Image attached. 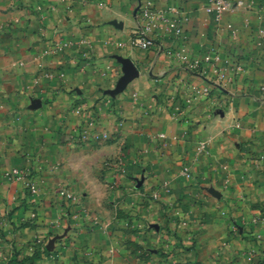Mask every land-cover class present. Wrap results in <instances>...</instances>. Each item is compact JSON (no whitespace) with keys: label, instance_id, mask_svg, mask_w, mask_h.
I'll use <instances>...</instances> for the list:
<instances>
[{"label":"crops","instance_id":"obj_1","mask_svg":"<svg viewBox=\"0 0 264 264\" xmlns=\"http://www.w3.org/2000/svg\"><path fill=\"white\" fill-rule=\"evenodd\" d=\"M144 1L0 0L7 261L25 237L71 229L103 236L92 247L98 264H264V0H242L220 22L207 0H152L186 10V38L158 31V45L142 50L128 42ZM181 46L192 58L219 53L226 79L207 63L188 73L167 54ZM86 129L110 139L73 142ZM119 155L126 174L115 186L103 163ZM14 168L27 176L11 180ZM60 188L80 194L85 210L72 213Z\"/></svg>","mask_w":264,"mask_h":264},{"label":"rangeland","instance_id":"obj_2","mask_svg":"<svg viewBox=\"0 0 264 264\" xmlns=\"http://www.w3.org/2000/svg\"><path fill=\"white\" fill-rule=\"evenodd\" d=\"M92 123H95V120ZM94 125L95 124H92L91 126V123L87 124L88 129L89 127H93ZM88 129L84 130L83 132L81 131L77 135L73 134L72 135L73 142L76 141V143L81 145L82 143L87 141L89 136H94L92 138L95 141H100V142L101 141L106 142L110 139L109 137H105L104 135H102V138H100L96 133H94V131L91 133V131H89ZM120 156L121 155L117 157L116 156L110 157L107 160H105L103 163L105 168L112 169V173H113L112 175L115 186H120V184H122V181L124 180L125 178L124 176L126 174V165L122 162V157ZM185 167H188L191 170V167L189 165H185L180 170L181 175H183V170ZM23 171L25 174L24 177H26L27 173L25 170ZM191 172L192 175L190 179L194 177V173L192 170ZM24 177L16 178V179H23ZM29 182L27 183V187L31 189L30 185L32 184L35 185V184L33 183V181H29ZM59 191L64 195V198L66 197V199L68 200L70 205V210L72 213L74 212L78 213L79 212L78 208L85 210V202L80 194H76L75 192L70 191L67 188L66 189L60 188ZM65 192L72 193L79 199L80 202L74 203L72 200H70V198L66 196ZM37 213H36V209L32 208L30 211L31 218H35L37 216ZM117 215L118 214L115 213L114 216H112L113 220L114 219L116 220L118 218ZM92 219L93 221L99 224L103 222V220H101L102 219L101 216L98 215L93 216ZM118 223L119 225L125 224V222H123L122 219L119 220ZM70 230L71 229H69L68 231L65 230L64 232L58 230L57 231L50 230V232L45 231L46 234H44L43 232L40 235H36V237L35 236L29 238L25 237L24 242H19L14 245V249L12 251V254L10 252L11 256H9L10 258L8 259V261L7 258H5L7 252L6 251L3 252V249L0 245V256H2L1 258H4L3 260H0L1 262L0 264H98V262L101 260L98 259V257L97 259H92L91 257H93L96 253H98L97 250L99 249L100 244L102 245L103 243V236L96 235V238L95 237L90 238L86 235H82V234L80 235L78 233H72V232L70 233ZM93 243H95V245H98L99 243L100 244L99 246H95V248H92ZM130 248L132 249V252L136 254L137 246L134 242H132ZM133 261H134L133 263L135 264L136 261H140V260L134 258ZM122 263H123L122 260L121 261L119 260V264ZM186 264H203V263L199 261L190 260V262L186 261ZM211 264H219V263L211 262Z\"/></svg>","mask_w":264,"mask_h":264},{"label":"built area","instance_id":"obj_3","mask_svg":"<svg viewBox=\"0 0 264 264\" xmlns=\"http://www.w3.org/2000/svg\"><path fill=\"white\" fill-rule=\"evenodd\" d=\"M242 0H207L205 10L208 14L215 17L216 22H220L222 16L227 11H233L239 6L243 5ZM186 12L185 9L178 6H169L168 8H156L152 0H146L141 2L135 11V16L139 20L138 27L132 32V36L129 38L128 44L133 48H139L142 50H149L155 45H158L157 33L163 31L165 34L173 35L177 38H186L184 36V21L183 15ZM235 35V31H234ZM215 53V54H213ZM167 54L176 55L180 62L188 70V73L194 72L202 68L203 63L212 64L214 72L219 79H226L227 69L221 67L219 62L221 57L219 53L212 52L203 56V58H192L186 47L181 46L175 53L172 50H168ZM230 80V77L228 78ZM264 90V86L261 88ZM211 87L209 85L202 89V92L209 95ZM93 123L91 122V125ZM108 137L107 134H104ZM183 175L190 178L192 175L191 170L185 167ZM24 171L18 168L11 170L9 178H22L24 177ZM32 192H36L35 185H30ZM66 196L70 198L74 203L80 202L79 199L72 193L65 192Z\"/></svg>","mask_w":264,"mask_h":264},{"label":"water","instance_id":"obj_4","mask_svg":"<svg viewBox=\"0 0 264 264\" xmlns=\"http://www.w3.org/2000/svg\"><path fill=\"white\" fill-rule=\"evenodd\" d=\"M127 62H128L129 69L132 70V73L135 74V72H137V69L135 67V64L132 63L130 60H128Z\"/></svg>","mask_w":264,"mask_h":264}]
</instances>
